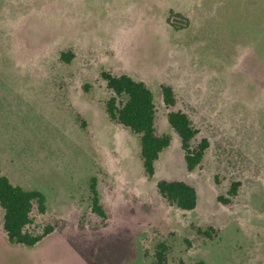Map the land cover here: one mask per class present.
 Segmentation results:
<instances>
[{
	"label": "rangeland",
	"instance_id": "rangeland-1",
	"mask_svg": "<svg viewBox=\"0 0 264 264\" xmlns=\"http://www.w3.org/2000/svg\"><path fill=\"white\" fill-rule=\"evenodd\" d=\"M104 70L154 94L172 140L151 180L140 136L106 111ZM177 110L192 146L209 142L193 171L168 121ZM0 167L45 195L35 230L55 226L12 245L0 206V264H152L162 240L167 264H264V0H0ZM94 179L107 219L92 210ZM160 180L194 186L196 208L169 203Z\"/></svg>",
	"mask_w": 264,
	"mask_h": 264
},
{
	"label": "trees",
	"instance_id": "trees-1",
	"mask_svg": "<svg viewBox=\"0 0 264 264\" xmlns=\"http://www.w3.org/2000/svg\"><path fill=\"white\" fill-rule=\"evenodd\" d=\"M72 54L62 53L61 57L71 60ZM112 95L107 101L106 111L109 117L118 123L130 128L140 136L141 156L147 177L151 180L156 173V162L160 154L171 144L169 134H158L156 127V106L154 94L145 82L136 80L123 73L114 75L109 71L101 72ZM163 99L167 105L176 104L174 90L169 85L162 86ZM168 121L181 138V146L187 169L193 171L197 168L209 146L207 139L201 140L196 147L192 146L198 131L194 128L190 116L182 111H170ZM159 193L172 205L180 209L191 211L198 203L197 190L191 184L180 180H160L157 182ZM240 182H234L229 190L232 196L237 195ZM93 200L92 210L103 219L108 213L101 203L96 179L92 183ZM219 201L228 204L229 198L218 197ZM0 206L4 210L3 227L9 243L12 245H26L33 247L41 242L47 235L55 230L54 225H47L40 232L34 228L35 218L33 212H46V197L39 190L25 189L14 184L3 173L0 167ZM33 226V229L31 228ZM170 244L166 240L160 241L156 246L155 259L152 264H167ZM196 264H205L199 261Z\"/></svg>",
	"mask_w": 264,
	"mask_h": 264
}]
</instances>
